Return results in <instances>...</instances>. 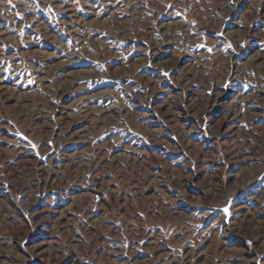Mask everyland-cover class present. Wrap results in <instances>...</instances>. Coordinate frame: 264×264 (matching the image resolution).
Returning <instances> with one entry per match:
<instances>
[{
  "label": "rangeland",
  "instance_id": "374dc122",
  "mask_svg": "<svg viewBox=\"0 0 264 264\" xmlns=\"http://www.w3.org/2000/svg\"><path fill=\"white\" fill-rule=\"evenodd\" d=\"M0 264H264V0H0Z\"/></svg>",
  "mask_w": 264,
  "mask_h": 264
}]
</instances>
